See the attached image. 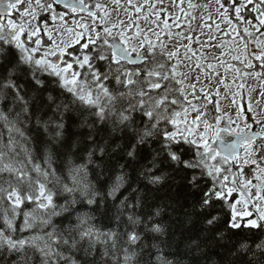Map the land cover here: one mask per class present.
I'll use <instances>...</instances> for the list:
<instances>
[{"label": "snow or ice", "instance_id": "1", "mask_svg": "<svg viewBox=\"0 0 264 264\" xmlns=\"http://www.w3.org/2000/svg\"><path fill=\"white\" fill-rule=\"evenodd\" d=\"M0 264H264V0H0Z\"/></svg>", "mask_w": 264, "mask_h": 264}, {"label": "rangeland", "instance_id": "2", "mask_svg": "<svg viewBox=\"0 0 264 264\" xmlns=\"http://www.w3.org/2000/svg\"><path fill=\"white\" fill-rule=\"evenodd\" d=\"M254 83V82H253ZM241 103H245V101H241Z\"/></svg>", "mask_w": 264, "mask_h": 264}]
</instances>
